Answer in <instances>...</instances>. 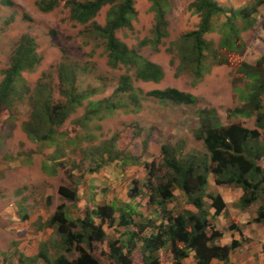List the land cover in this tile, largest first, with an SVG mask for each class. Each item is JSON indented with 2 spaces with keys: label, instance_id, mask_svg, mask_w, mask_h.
Masks as SVG:
<instances>
[{
  "label": "trees",
  "instance_id": "1",
  "mask_svg": "<svg viewBox=\"0 0 264 264\" xmlns=\"http://www.w3.org/2000/svg\"><path fill=\"white\" fill-rule=\"evenodd\" d=\"M149 1L155 13L156 25L152 30V39L144 40L141 45L157 48L162 39L169 37L166 13L170 3L168 0ZM61 2L62 0H37L36 6L40 12L50 13ZM2 4L12 5V2L5 0ZM262 5L264 0H251L246 7L234 10L218 0H194L190 9L200 17V23L197 30L183 35L175 43L181 59L180 67L190 71L195 82H200L212 72L214 66L229 64V59L221 51L237 52L241 34L255 27L258 10ZM66 6L70 19L78 25L86 26L82 32L85 44H88V40H102L111 68L126 67L134 71L138 81L145 83H159L163 80L165 72L162 66L144 58L117 36L118 31L131 29L137 18L134 0H69ZM107 6L109 11L106 23L99 24L95 19ZM222 17L226 18L223 22L226 33L219 47L215 48L212 42L205 39V35L215 32L214 21ZM209 59L214 62L212 65H208ZM39 62L36 40L23 35L14 52L12 66L0 84V111H10L13 108L18 89L24 90L19 86L23 82L22 73L34 69ZM258 63L257 66H260L264 60ZM81 69L80 63L64 56L58 72L59 93L63 102H54L51 85L41 82L35 89L31 97L32 113L24 124V131L39 146L43 142L53 143L55 138L63 136L58 129L85 102H88L86 112L81 119L85 123L100 115L103 109L110 114L120 107L109 100H90L95 94L93 90L80 92L77 80ZM238 69L251 84L249 90L240 93L243 95L244 106L234 110L231 115L236 118L256 116L255 128L238 124L223 126L214 116V111H202V124L194 133L195 139L204 144L203 153L185 152L186 142L182 140L174 146L164 144L161 147V163L152 161L141 164L148 174L145 188L150 192L149 204L157 207V214L162 220L160 224H157L156 219L144 218L140 203L134 205L131 202L117 201L114 204L98 205L93 209L88 208L78 219H73L66 205L62 204L44 224V227L54 229L60 236L55 245L56 251L50 243L44 242L36 256L21 254L19 264H100L93 253L96 243L106 242L109 256L115 264H132V253L139 242L142 244L144 264H160L159 252L166 249L173 257V264H183L191 251L195 252L196 264H212L213 261L229 264L231 254L242 242L235 240L230 245L218 244L223 234L212 224L211 218L225 213L227 205L221 195L207 192L209 175L214 176L218 186H232L243 190L244 194L239 202L242 209L260 203L256 222L264 224V65L259 69L241 64ZM138 92L132 76L123 75L115 96L131 95L138 102ZM147 96L174 105H192L197 102L196 96L175 88L153 90ZM104 117L100 116L99 119ZM151 135V129H139L134 134L137 138H144L143 150ZM117 142L118 137H113L99 151L107 154L110 162L123 160V167L129 163L139 164L140 158L117 150ZM98 169L100 166L92 171ZM176 190L187 197V203L193 205L196 212L184 208L179 211L178 204L169 209V204L177 200ZM59 193L71 203L77 200V189L61 187ZM138 195L139 181L135 180L129 198L134 200ZM208 203L214 210L213 215L207 209ZM28 218L29 215L25 212L23 220ZM105 225L128 229L125 238L109 240ZM131 227L138 231L129 230ZM229 227L237 228L233 223ZM149 229L152 230L151 234ZM73 252H79V258L69 259L67 255Z\"/></svg>",
  "mask_w": 264,
  "mask_h": 264
},
{
  "label": "rangeland",
  "instance_id": "2",
  "mask_svg": "<svg viewBox=\"0 0 264 264\" xmlns=\"http://www.w3.org/2000/svg\"><path fill=\"white\" fill-rule=\"evenodd\" d=\"M3 1L5 0H0V84L12 66L14 52L23 35H29L36 40L40 62L34 69L22 73L23 82H20L19 86L24 90L18 89L13 108L10 111H0V264H19L21 254L26 251H39L44 242L50 243L56 251L55 245L60 236L54 229L44 227V220L51 217H48V214L53 208L52 205L67 204L71 216L75 213L81 215L85 209V206L77 208L75 203L63 199L59 189L65 186L74 190L76 182L72 178V172L75 166L81 165L82 171L84 159L92 155L102 161L104 154H101L99 149L113 137H118L117 150H123L127 154H142V158L146 153V158L154 157V161L161 163L162 155L159 154L157 146L162 147L164 144L174 146L184 140L185 152L205 151L203 142L196 140L194 133L202 124V111H214V116L223 126L238 124L250 129L255 128L256 116L236 118L231 113L244 106L243 95L240 93L249 90L251 84L239 71V66L247 64L260 69L264 65L263 63L257 66L259 61L264 60V5L258 10L255 27L241 34L237 52L221 51L230 63L214 66L212 72L205 75L202 81L195 82L193 74L180 67L181 59L175 45L183 35L198 29L200 17L190 9L194 0H168L170 7L166 18L169 22V37L162 39L157 48L141 45L144 40L153 37L152 30L156 19L152 3L149 0H134L137 18L131 29L120 30L117 36L144 58L164 69L165 76L161 82L145 83L138 81L134 71L126 67L111 68L102 40H88V44L84 43L82 32L86 26L78 25L70 19L66 6L69 0H62L60 6L50 13L40 12L36 6L37 0H9L12 5H3ZM250 1L246 4H242L243 0L219 2L227 7H231L230 2L233 5L239 4L241 7L232 8L238 10L246 7ZM108 11L107 6L95 20L105 25ZM225 20V17L215 20V32L205 35V39L212 42L215 48L219 47L226 33L223 27ZM64 56L81 64L82 69L77 80L80 92L93 90L95 94L90 100H109L120 107L110 114L103 109L100 115L85 123L81 121L88 103L85 102L83 107L77 109L64 126L58 129L63 136L55 138L53 143L43 142L39 146L30 140L24 131V124L32 113L31 97L42 82L51 85L55 103L63 102L59 93L58 72ZM213 63L209 59L208 65ZM123 75L132 76L133 84L139 90L138 102L133 100L131 95L115 96ZM167 88L190 93L197 97V102L192 105H174L147 96L150 91ZM262 102L264 105V98ZM100 116L105 117L99 119ZM139 129H151L155 133L153 140L157 143L152 151L149 152L148 143L143 150L142 137L133 136ZM63 157L67 159L62 160ZM55 160L59 162L55 163ZM47 161L62 168L59 176L45 173L44 165ZM149 205V213L156 210L154 205ZM18 206L23 207L26 213L33 217L31 218L34 222L29 224V228H26L28 225H23L21 229L20 224L19 228L13 227L14 223L20 222L12 214ZM90 206L93 207V204L90 203ZM177 209L180 211L183 205L178 203ZM155 215L157 218L153 219L160 224L161 218L157 213ZM104 229L109 240L125 238V232L128 230L116 225L112 228L105 225ZM129 230L138 231L134 227ZM148 232L151 234L152 230L149 229ZM24 242L25 245L20 250L21 243ZM138 244L132 253V264L145 263L141 251L142 244ZM93 254L100 264H115L109 256L108 242L96 243ZM67 256L74 260L79 258L80 253L73 252ZM160 264H172L167 249L161 252Z\"/></svg>",
  "mask_w": 264,
  "mask_h": 264
},
{
  "label": "crops",
  "instance_id": "3",
  "mask_svg": "<svg viewBox=\"0 0 264 264\" xmlns=\"http://www.w3.org/2000/svg\"><path fill=\"white\" fill-rule=\"evenodd\" d=\"M248 1L250 0H243L242 4H246ZM230 5L231 8L234 6L241 7L239 4L233 5L232 2H230ZM154 134L155 133L152 131L151 138L147 141L149 152L152 151L154 144L157 143L155 139L153 140ZM143 141L144 138L142 137L141 143ZM157 148L160 151L159 154H161V147L157 146ZM132 155L135 157L141 156L139 164H128L123 167V160L110 162L108 160L109 156L104 154L102 161L95 158L94 155L87 156V158L84 159V168L82 171H80V168H82L81 165L78 164L75 166L76 168H74L72 172V178L76 182L75 189H77V200L75 205L77 208L85 206V209L82 210L81 214H83L88 207L93 209L98 205L114 204L117 201H121L125 203L131 202L134 205L140 203L142 205L141 210L145 217L150 215V219H153V217L157 218L155 215L158 213L157 207L155 211H152L154 214L152 212L149 213L150 192L147 188H145V184L148 180V174L145 167L141 165L143 162L150 163L154 161V157L146 158V153L143 158L142 154L139 155L138 153H133ZM66 159V157L62 158V160ZM57 162L59 161L55 160V163ZM65 165L69 166V164ZM97 166H100V169L92 171L96 169ZM44 171L50 176H59L62 168L59 165L54 166L52 163L47 161L44 165ZM135 180L139 181L140 195H138L134 200H131L129 198V192L134 187ZM207 192L221 195L227 205L225 213H222L215 218H211L212 224L223 234L222 238L218 241V244L225 246L230 245L235 240L242 242L241 246L231 254L229 264H264V224L256 222L260 203L253 204L247 209H242L239 206V202L244 194L243 190L232 186H218L215 183V178L212 174L209 175L208 178ZM175 196L177 200L176 202L169 204V209H173L175 205L179 203L183 205L184 209L193 212L197 211L193 205L187 203V197L181 191L176 190ZM90 203L93 204V207L90 206ZM60 205L62 204H55V206L53 204V208L48 214V217L52 216ZM207 209L212 215L214 214V210L210 208L209 203L207 205ZM25 212V209L19 206L12 211L13 216L20 221L18 223H14L13 227L19 228L18 224L22 225L21 229L23 228V225H28L26 228L30 227L29 224L34 222V220L31 215H29L27 220H23ZM77 216L79 217L81 215L76 213L73 214V217ZM47 220L48 219L46 218L44 223ZM232 223L237 226L236 229H231L229 227ZM24 245L25 242L21 243L19 249L21 250ZM162 251L164 250L159 252V256ZM38 253L39 251H31V253L26 251L24 252V255L27 257H34ZM168 256L171 258V263L173 264V257L169 254ZM183 264H196L195 252L191 251L188 257L183 260ZM212 264H219V262L213 261Z\"/></svg>",
  "mask_w": 264,
  "mask_h": 264
}]
</instances>
